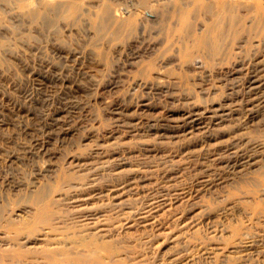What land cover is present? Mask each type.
<instances>
[{
	"label": "rangeland",
	"instance_id": "obj_1",
	"mask_svg": "<svg viewBox=\"0 0 264 264\" xmlns=\"http://www.w3.org/2000/svg\"><path fill=\"white\" fill-rule=\"evenodd\" d=\"M82 1L90 13L106 1L119 15L137 5ZM168 1L160 0V8ZM256 1L241 0L247 24L246 10ZM141 11L139 18L147 12ZM0 13V247L14 231L5 219L15 226L30 221L26 195L54 185L61 169L72 177L66 191L51 194L61 212L51 240L69 252L81 249L70 243L73 224L111 239L121 223L129 251L121 252V264H179L214 250L223 259L228 250L211 238L231 234L235 225L245 245L264 242V181L254 184L264 167V29L261 43L245 34L237 40L230 64L217 56L220 64L188 69L174 51H164L167 36L158 24L142 28L137 21L136 33L112 43L97 39L87 16L31 25L4 0ZM30 32L32 40L22 37ZM149 63L157 69L144 78L141 68ZM140 205L145 221H124ZM47 235L27 246L39 249ZM29 260L24 264H46L39 255Z\"/></svg>",
	"mask_w": 264,
	"mask_h": 264
},
{
	"label": "bare ground",
	"instance_id": "obj_2",
	"mask_svg": "<svg viewBox=\"0 0 264 264\" xmlns=\"http://www.w3.org/2000/svg\"><path fill=\"white\" fill-rule=\"evenodd\" d=\"M4 1L14 2L17 10L28 18L31 25H36L50 16L59 17L62 20L68 17L73 20H78L77 18L87 16L86 18L89 19V24L92 26L96 37H98L97 39L108 38L112 43L122 42V39H127L129 33L131 34L134 31L136 33L138 24L135 22L137 21H141L139 27L142 28L158 24L161 28L160 33L167 36V45L164 51L166 53L174 51L179 57L180 63L183 64V66L187 65L188 69L195 66L196 68H203L204 65H208L209 67L215 66L219 63L215 62L217 56H222V63L230 64V61L235 58L236 54L234 53V46L237 40L244 34L248 39L250 36L259 38L260 43L264 40L260 39L262 37L261 31L264 29V2L261 5L256 0V2L246 10L247 14H251V19L248 18L250 20L248 24L240 13L242 7L241 0H169L167 4L170 2V5L163 7V9L160 8L158 3L160 0H137L134 12H128V14L125 15L124 13L120 15L117 14L116 11L112 9V5L107 1L103 2L98 9L99 11L95 13L84 10V3L82 0L63 2L60 0ZM135 4H133V6ZM141 9H145L147 12L144 11L145 13L139 18V15L142 14ZM205 15H208L210 18L204 19L203 17ZM0 19H2V13H0ZM195 19L201 21L202 27L199 26L196 28L198 23ZM22 37L28 40L34 38L31 32L25 33ZM122 44L123 43H120V45ZM0 46H4V43L0 42ZM99 55L106 63H109L107 54L100 51ZM139 60L142 59H138V61ZM0 63H3L2 59H0ZM233 65L236 64L232 62V66ZM143 66L145 65H142V67ZM141 69V73L139 72L140 75L144 78H150V72L157 69V66L149 63ZM259 176L260 178H258L254 184L264 181V167L259 173ZM71 177L72 175L61 169V177L60 179L58 178L59 181L54 183V185H50V183L40 185V187H38L39 189L30 191V193L26 195L23 202L32 205V209L34 210L31 220L27 223L21 226H15L14 219L12 220L10 217L5 219V225L7 227L9 226V228L14 227V231L13 235L9 238V241L12 242L6 244L5 247H0V264H24V262L29 259H31L29 260L30 262H36L32 261L35 255H39L41 259L46 261V264H58V262H63L65 264H121L123 260L120 257L121 252H129L125 250L123 246L124 239L123 236L120 235V229L122 228L121 223L113 226L112 229L117 234L114 238L110 237L111 239H108V236H105L103 233L97 234L93 232V229L86 227L85 224L71 225L70 228H73L75 231H73L71 235L72 238L70 239L72 241L70 243H79L81 249L78 251L69 252L67 250V245L60 241L52 243L51 238H53L52 236L56 237L57 234L55 231L59 229L57 226L58 224L55 222V218L57 214L59 215L61 212L55 208V204L58 200L51 194L56 190L64 189L65 184L68 183V180H71ZM75 177L77 176L75 175ZM64 191H66V189H64ZM133 208V211L129 210L130 212L124 215V221L127 220V223L128 221H145L148 211H144V207L141 205ZM30 223H33V225H30ZM63 227L65 226L63 225ZM240 228L239 225H235L230 232L231 234L226 236L224 231L221 232V234L214 231L215 235L212 236L211 240H221V245L223 246L218 249H227L229 252L223 259H221V256L217 253L219 250L215 251L213 249L214 251H212V253L206 255L202 253L198 258L190 257L189 259L177 261V263L250 264L251 261H257L259 258L262 259L260 260L261 262H264V251H255L258 245L264 247V242H251L245 245L240 237ZM111 230L108 232L110 233ZM198 230L199 228H197L196 234H199ZM47 232L51 233V237L47 235L46 239L44 238L45 243L42 244L39 249L35 248L34 245L32 247L27 246L30 243L35 244V238L40 237L41 234L46 235ZM245 234L247 235V232ZM21 235L25 238V242L19 239ZM202 238L206 239V237L203 236ZM237 238L239 239L236 240ZM68 249L70 250V248ZM246 250L252 251L246 252ZM58 255L66 256H64V258H59Z\"/></svg>",
	"mask_w": 264,
	"mask_h": 264
}]
</instances>
